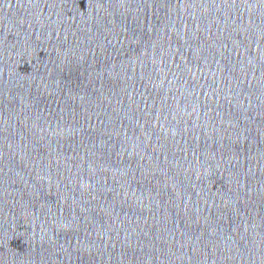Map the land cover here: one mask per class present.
<instances>
[{
	"label": "water",
	"instance_id": "1",
	"mask_svg": "<svg viewBox=\"0 0 264 264\" xmlns=\"http://www.w3.org/2000/svg\"><path fill=\"white\" fill-rule=\"evenodd\" d=\"M0 264H264V0H0Z\"/></svg>",
	"mask_w": 264,
	"mask_h": 264
}]
</instances>
